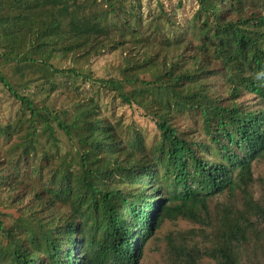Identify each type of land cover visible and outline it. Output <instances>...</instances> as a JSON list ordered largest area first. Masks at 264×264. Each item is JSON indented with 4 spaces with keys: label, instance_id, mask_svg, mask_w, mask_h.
<instances>
[{
    "label": "trees",
    "instance_id": "1",
    "mask_svg": "<svg viewBox=\"0 0 264 264\" xmlns=\"http://www.w3.org/2000/svg\"><path fill=\"white\" fill-rule=\"evenodd\" d=\"M0 19L34 25L0 51V264H140L178 220L163 264H264V0H0Z\"/></svg>",
    "mask_w": 264,
    "mask_h": 264
},
{
    "label": "rangeland",
    "instance_id": "2",
    "mask_svg": "<svg viewBox=\"0 0 264 264\" xmlns=\"http://www.w3.org/2000/svg\"><path fill=\"white\" fill-rule=\"evenodd\" d=\"M12 26V29L10 30L9 27ZM30 27L31 29L33 28ZM8 27V28H7ZM30 28L23 24V26H20V24L11 22L8 24V21H2L0 19V35L3 33V31L6 29V32L9 31L10 37H12L9 40H3L0 36V51L6 50L8 47L12 46H18L19 42L21 40L17 41V36L20 33H28L30 31ZM11 32V34H10ZM10 49V48H9ZM8 67V66H7ZM5 72L9 74L10 70L9 68H5ZM3 90L0 87V95H2ZM140 123L146 124L148 128H151L152 124L148 123L145 118L138 117ZM258 172L264 177V166H260L258 169ZM190 225L188 222L183 220L178 221H168L165 222L161 228H159L156 233L154 234L153 238L150 240L148 245L144 248V258L140 261V264H163L164 263V236L172 230H180V229H186ZM77 252V249H76ZM200 264H209L207 260H203Z\"/></svg>",
    "mask_w": 264,
    "mask_h": 264
}]
</instances>
